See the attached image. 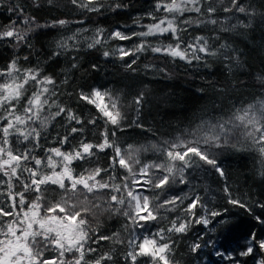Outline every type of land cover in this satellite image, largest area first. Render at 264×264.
Segmentation results:
<instances>
[{
  "label": "trees",
  "instance_id": "obj_1",
  "mask_svg": "<svg viewBox=\"0 0 264 264\" xmlns=\"http://www.w3.org/2000/svg\"><path fill=\"white\" fill-rule=\"evenodd\" d=\"M158 2L167 4L171 0H102L103 7L99 12L77 7L71 0H53L51 4L48 0H0V26L13 21L19 24L25 16L34 17L36 23L49 25L28 33L23 42L17 43L12 38L0 40V69L7 68L16 59L19 68H38L43 76L54 79L55 84L48 86L54 95L48 97L49 105L41 112V119L55 113L57 106H61L70 108L83 120L82 124H77L62 114L46 121V127H41L40 120L33 119L31 123L29 121L28 127L31 128L30 131L35 128L40 133L39 137L33 134L25 140L21 135L23 140L17 145L11 137L20 134L13 130L9 140L14 153L22 154L27 151L31 157L46 161L49 155L54 156L49 149L59 148L62 152H70L79 148L82 142L96 145L102 142L101 133L107 130L109 139L115 141L124 152L130 150L129 145L132 146L131 150L140 152L141 166L166 163L163 153L153 149L152 145L161 146L164 142L176 141L178 137L193 141L200 135L195 130L201 121L215 123L218 119L228 120L234 106L241 107L264 99V84L258 79L264 77V0H241L245 6L251 5L255 12L249 28L238 25L231 29L232 25L238 24V20L247 24L248 19L244 14L233 15L220 11L219 9L230 6L229 0H207L218 9L211 17L196 12H186L182 16L177 14L179 18L175 23L179 30L175 36L180 37L182 48L196 43L197 37H204L212 50L219 49L221 44L229 46L220 49L216 56L199 53L202 59L192 60L191 63L163 52L151 51V47L174 44L175 36L170 32L162 35H133L147 32L148 26L157 22L153 17L163 18L168 15L171 18V14L157 10ZM15 6L23 9V15L8 10ZM201 6H205L204 0ZM209 19H216L218 23L213 25L208 22ZM59 20H66L68 23L51 26L54 21ZM184 20L203 23L184 24ZM225 28L231 30L225 32ZM98 29L101 31L98 32ZM115 31H120L131 39L115 38L112 36ZM96 39L101 43L89 47ZM62 42L68 47H58ZM141 43L146 45L144 51L121 59L119 49L135 52V48ZM233 50H236L235 53ZM104 52L109 55L104 56ZM235 54H239L238 62L229 64L224 59L225 55L232 57ZM188 55L191 58V52ZM24 57L28 59L25 60ZM133 60L136 62L129 68L128 64ZM93 65L96 67L93 68ZM4 79L0 78V83ZM37 87L39 86L34 84L26 85V95H30ZM93 88L102 93L109 91L119 98L118 106L126 117L119 128L106 124V118L102 117L95 105L79 98L81 92L87 94ZM141 92L144 93V100L137 111L133 101ZM107 102V97L103 102L97 101L102 106ZM23 108L24 103L21 102L17 105L16 114L27 118L30 114L25 113ZM94 117L96 123L89 124L88 121ZM134 120L136 123H133ZM20 127L21 132H28L26 127ZM73 127L82 128L83 131L72 133ZM113 131L115 136L111 135ZM64 136H68V142L60 143ZM231 143L236 146H225L211 152L223 169L224 176L200 161L198 165L185 171L186 184L179 183L177 179L176 183L164 189H150L147 185L144 190L141 188L149 197L150 208L157 216L156 220L139 222L144 224L143 227L133 224L120 213L105 210L108 209V197L112 194L110 190H101L95 195L85 193L92 203L99 204L94 210L96 216L88 217L93 227L99 225L97 235L112 236L113 233H119L120 238L125 241L118 244L101 240L99 244L91 245L97 248V253L89 254L87 258L94 259L98 254L111 251L115 264H131L130 259H124V255L131 250L127 244L129 239L136 238L137 243L145 236L159 239L155 234L160 229L170 228L172 221L194 220L205 216L211 221L208 225L192 223L184 233L165 231V241L172 245L170 259L173 264H229L222 260L223 256L215 254L217 250L232 253L240 264H257L264 257V253L258 248L247 257H239L237 254L244 250L253 232L257 239H264V224L256 219L260 217L264 220V207H261L264 205V157L240 131L235 133ZM92 151L94 155L87 160L73 161V175L99 167L107 169V172H102L97 179L107 181L109 176H113L115 179L112 182L116 184L122 183L123 178L129 175L126 169L119 166L109 167L110 158L114 155L113 149L107 148L100 152L93 148ZM24 163L29 168L36 167L34 160ZM40 168L45 173L50 172L43 164ZM56 170L60 171V168L57 167ZM151 171L163 174L157 169ZM27 177L28 173H23L22 179ZM65 183L69 182L66 180ZM17 184L16 191H20V184ZM0 186L5 188V185ZM225 187L228 188L227 193L224 192ZM63 192L58 186L51 185L48 186L46 196L51 203H55L61 200ZM126 193L124 190L117 195L126 196ZM197 195L200 197V204L205 207H197L193 217L183 209ZM173 196L186 198L182 202L178 201L175 206L157 209L158 204ZM79 198L83 200L84 196ZM5 199L0 195V202ZM230 199L240 201L245 207L229 203ZM113 207L117 206L113 203ZM211 211H218L222 215L213 219L208 216ZM221 220L227 223L222 225L219 223ZM213 228L215 231H212ZM208 240L215 241V245L204 246ZM197 242L202 247L192 252L191 246ZM137 262L153 264L148 256H139Z\"/></svg>",
  "mask_w": 264,
  "mask_h": 264
},
{
  "label": "snow or ice",
  "instance_id": "obj_2",
  "mask_svg": "<svg viewBox=\"0 0 264 264\" xmlns=\"http://www.w3.org/2000/svg\"><path fill=\"white\" fill-rule=\"evenodd\" d=\"M49 4L53 0H48ZM73 5L87 9L88 11L99 12L103 7L102 0H71ZM202 0H171L170 3H157V10H163L165 13L171 14V18L165 15L163 18L153 17L157 22L148 26L147 32L134 33L133 35L149 36L156 34L172 33L174 36L178 32L176 20L186 12H196L201 15L207 14L211 17L218 9L213 4L204 0V5L201 6ZM95 4L97 6L93 7ZM192 5V7H189ZM229 7L219 9L225 13H232L233 15L239 13L244 14L248 19V23L243 20H238V24L231 26V29L238 25L243 28L251 26V20L255 15L251 5L245 6L241 0H229ZM119 7V5H117ZM10 12H19L23 15V9L15 6L8 9ZM203 23V21L184 20V24L189 23ZM209 23L215 25L218 23L216 19H209ZM68 21L59 20L53 22V27L56 25H65ZM23 24L25 27L21 29L16 22H10L7 25L0 26V40L12 38L15 42H23L27 38V34L34 30L39 25L35 24L34 17H24ZM231 29L225 28L223 31L227 32ZM100 32L101 30H97ZM112 36L120 40L131 39V37L123 35L120 31H115ZM74 39V37H72ZM101 43L99 39L89 44V47H95L96 44ZM181 40L179 36H175L174 44H168L163 47H151L152 52H163L173 58H179L191 63L192 60H201L199 53L205 56H216L220 49L229 47L227 44H221L217 50H212L207 40L204 37H197L196 43L187 44L181 47ZM58 47L67 48L68 45L62 42ZM150 47V46H149ZM146 45L141 43L135 48V52L131 50L119 49L121 59L125 56L134 55L136 52L144 51ZM236 50H233L235 53ZM191 52V58L188 53ZM59 53H53L58 55ZM108 56V52L103 53ZM25 60L28 57H24ZM224 59L232 64L239 61V54L232 57L227 55ZM135 60L128 64L132 68ZM75 67V65H73ZM96 66L93 65V68ZM146 67H148L146 65ZM134 70V69H133ZM163 71V70H162ZM0 78H5L3 83H0V120L6 121V125L0 127L3 133V138L0 139V173L7 179H0V185L6 187L0 191L6 199L0 202V264H108L113 260V253L111 251L98 254L94 259H88L89 254L97 253V248L92 247L93 244H99L101 240L114 241L118 244H123L125 241L120 238L119 233H113L112 236H98L97 232L99 225L93 227L89 221V215L96 216L94 211L99 207V204H94L85 195V193H95L101 190H110L111 195L108 197V209L106 211L120 213L132 221L133 224L143 227L144 224L157 219L153 210L150 208V200L148 196L141 195L139 192H134L133 186L139 185L142 189L145 185L150 189H164L170 184L178 182L181 184L187 183L185 171L198 165L202 161L204 164L210 165L214 168L220 176H224L223 169L220 168L215 156L211 155L213 149L223 148L225 146L235 147L231 141L237 131L241 135L250 139L253 146H255L260 155L264 157V99L257 102L250 103L241 107H235L232 116L228 120L218 119L215 123L201 121V124L195 130L196 133H203L197 135L193 141L177 138L174 142H164L163 145H152V148L160 151L166 157V163H152L144 164L139 167V172L133 170V165H139V160L132 159L133 153L128 151L125 153L115 141L109 139L107 130L101 133L103 140L101 143L93 145L89 143H81L79 148L70 152H62L59 148L49 149L48 151L53 155H49L46 161L31 157L27 151L22 154L13 152L9 137L12 131H16L24 136L27 140L29 136L35 134L38 138L40 133L33 128L27 133L21 132L18 125H24L33 119L40 120L41 127H46V121L54 119L56 116L65 114L69 121H75L77 124H82L83 120L78 118L70 108L57 106L55 113H50L48 116L41 119V112L45 110V106L49 105V96L54 95L49 85H54L55 81L51 76H43L40 70L37 69H21L17 65V60L13 59L7 68L0 69ZM264 84V77H258ZM34 84L37 87L26 95V85ZM47 94V96L45 95ZM107 97V103L103 106L97 101H104ZM81 100L87 101L96 106L99 112L105 119V123H110L119 128L121 122L126 119L125 115L120 111L118 106V97H114L111 92H101L99 89L93 88L90 93L81 92L79 94ZM144 100V93L141 92L133 101L139 111V106ZM24 103L23 111L29 113L27 118L17 115V105ZM54 103V101H53ZM15 121V123H13ZM89 124H95L96 118L88 121ZM133 123H136L134 120ZM140 126V125H138ZM83 131L73 127L72 133ZM191 134V133H190ZM115 136V132L111 133ZM68 136H64L60 143H67ZM93 148L103 152L107 148L113 149L114 155L110 158L109 167L126 169L129 176L123 178L122 183L116 184L112 181L115 179L109 176L107 181L102 178L97 179L102 172H107V169L94 168L86 169L79 175H73L71 165L73 161H84L93 156ZM132 149V146H128ZM179 149V150H178ZM54 157L60 158L59 160ZM198 158V160H197ZM34 160V168H29L26 163L29 160ZM50 169V172L45 173L41 171L40 166ZM57 167L60 171H57ZM152 169L160 170L162 175L151 171ZM27 172L28 177L22 179L23 173ZM151 173V174H150ZM140 176L141 179H136ZM69 183L66 184L65 181ZM19 183L21 190L16 191V184ZM56 185L59 189L64 190L61 200L51 203L46 196L48 186ZM44 186V187H42ZM80 186V187H78ZM127 190L125 195H117ZM55 191V189H53ZM224 192H228V188H224ZM71 194V195H69ZM83 195L84 199L80 200ZM34 198L29 200V197ZM67 197V199H65ZM102 199V197H95ZM186 197L173 196L170 199L164 200L163 203L157 205V209L166 206H175L178 201L182 202ZM75 200V202H72ZM113 203L117 207H113ZM229 203L245 207L240 201L230 199ZM91 205V206H89ZM197 207H205L200 204V197L197 195L192 199V202L183 209L186 214L195 217V209ZM264 207V205H261ZM6 208L8 210H6ZM141 213H144L141 215ZM222 213L218 211H211L208 216L213 219L220 217ZM8 218V219H5ZM257 221L264 224V220L256 217ZM211 221L205 217H197L194 220L179 221V219L172 221V226L165 229H160L155 237L149 238L145 236L142 241L137 243L136 238L129 239L127 244L131 249L124 255L127 261L130 259L131 264H138L137 258L139 256H148L152 259L153 264H173L170 259L172 245L165 241L164 233L176 232L184 233L188 230L190 224H204L208 225ZM220 224H226L227 221L221 220ZM212 231H215L213 228ZM202 239V237H201ZM208 244L215 245V241L208 240L204 246ZM202 245L197 242L191 246V251L196 252ZM258 248L264 253V239H257L256 233H252L246 242L244 250L237 255L239 257H247L254 253V249ZM48 252H55V255L46 256ZM217 256H224L231 264H240L239 259L233 256L232 253H225L219 250L215 253ZM257 264H264V257H262Z\"/></svg>",
  "mask_w": 264,
  "mask_h": 264
},
{
  "label": "rangeland",
  "instance_id": "obj_3",
  "mask_svg": "<svg viewBox=\"0 0 264 264\" xmlns=\"http://www.w3.org/2000/svg\"><path fill=\"white\" fill-rule=\"evenodd\" d=\"M23 22V21H22ZM22 22H20L19 24H17V26L18 27H20L21 29H23L24 27H25V25L24 26H22ZM35 24L36 25H39V27H35L34 28V30L33 31H31L30 33H33L34 31H36V30H40V29H42V28H44L45 26H49V25H43V24H41V23H36L35 22ZM52 26V25H51ZM29 33V34H30ZM46 96H47V94H46ZM23 118H25L24 116H22ZM26 119V118H25ZM13 123H15V121H13ZM30 123H31V121H30ZM28 124H29V121L26 123V124H24V125H18V127H20V126H24V127H26L27 128V130L26 131H30V127H28ZM6 125V121H4V120H0V127H2V126H5ZM20 130H22V128L20 127ZM200 135H201V133H199ZM12 135V134H11ZM3 138V133H2V131H0V139H2ZM11 138H13L14 140L13 141H15V143L18 145L22 140H23V136H21V135H19V136H17V134L16 135H14V136H12ZM9 139H10V137H9ZM20 140V141H19ZM14 143V144H15ZM15 144V145H16ZM21 145V144H20ZM131 150V149H130ZM130 150H128V151H130ZM179 150V149H178ZM131 152L133 153V156H132V159H134V160H139L140 162H141V160H140V152L139 151H133V150H131ZM125 153H127V152H125ZM141 165L139 164V165H133V170L134 171H136V172H139V167H140ZM129 176V175H128ZM136 179H141V177L140 176H137L136 177ZM141 183H143V180L141 179ZM3 186H0V188H2ZM134 192H139V193H141V195H145L143 192V190H144V188H143V190H141V187L139 186V185H135V186H133V189H132ZM127 191V190H126ZM146 196V195H145ZM144 213H141V215H143ZM222 260H225L226 262H228L229 264H231V262L228 260V259H226L224 256L222 257Z\"/></svg>",
  "mask_w": 264,
  "mask_h": 264
},
{
  "label": "flooded vegetation",
  "instance_id": "obj_4",
  "mask_svg": "<svg viewBox=\"0 0 264 264\" xmlns=\"http://www.w3.org/2000/svg\"><path fill=\"white\" fill-rule=\"evenodd\" d=\"M0 179H7L6 177H4L3 176V173H0ZM18 184H16V186H17ZM6 187V186H5ZM4 188H1V191L3 190ZM16 190V189H15ZM34 197L32 196V198L31 199H33ZM30 198H29V200H31ZM8 219V218H7ZM49 255H55V252H48V253H46V256H49Z\"/></svg>",
  "mask_w": 264,
  "mask_h": 264
}]
</instances>
